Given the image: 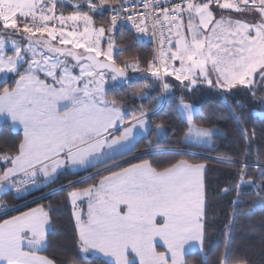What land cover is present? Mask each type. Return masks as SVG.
Wrapping results in <instances>:
<instances>
[{
	"label": "snow or ice",
	"instance_id": "snow-or-ice-1",
	"mask_svg": "<svg viewBox=\"0 0 264 264\" xmlns=\"http://www.w3.org/2000/svg\"><path fill=\"white\" fill-rule=\"evenodd\" d=\"M198 93L224 99L223 124ZM255 107L264 0H0V264H208L207 159L230 169L216 264H254L255 248L264 264ZM229 133L233 151L192 159ZM57 194L71 239L49 255ZM256 212L233 259L237 223Z\"/></svg>",
	"mask_w": 264,
	"mask_h": 264
},
{
	"label": "trees",
	"instance_id": "trees-1",
	"mask_svg": "<svg viewBox=\"0 0 264 264\" xmlns=\"http://www.w3.org/2000/svg\"><path fill=\"white\" fill-rule=\"evenodd\" d=\"M154 95V94H153ZM194 101L202 102L205 107L209 105L213 108L217 109V116L214 118H220L221 124L227 118V108L225 106L224 99L218 97L215 93L210 95L201 96V94H197L192 97ZM147 103V101H145ZM221 114L223 116L221 117ZM261 116H260V115ZM245 115L250 120L251 124H255L257 130L259 131L261 125L260 121L264 119V110H261L258 107L252 108L249 112H246ZM233 136L229 133V140L225 145H222L221 152H211V153H198L205 156L216 157L220 155L224 148L227 147L228 151H233ZM151 159H154L158 163H164L170 157L163 154H154ZM192 159L201 160V157L193 156ZM207 172H206V184H207V213H208V253L207 260L208 264H216L217 253L222 247V234L225 231L226 224L228 222L229 214L231 213V197L224 196L221 197L219 195V189L224 186V181L228 179V176L225 175L227 171L230 169L226 168L224 165L216 163L212 159H207ZM81 175H87L86 173H82ZM69 177L61 176L58 181L57 186L60 183H66ZM62 194H57L56 196H49L48 200L57 201V206L53 210V216L58 220V223L53 226V234L51 236L52 244L49 247L48 253L49 255L53 254V251L56 249L57 245L63 246L67 248L71 239V221H70V213L71 207L64 206L59 203L61 200ZM48 200L38 201L39 203H48ZM30 206L34 207L36 204H31ZM25 210V209H21ZM262 216L259 212L254 213L251 217H242L241 219L244 221L243 229L241 228L240 223H237L236 230L234 232L235 236V248H234V256L233 259L241 258L242 255L249 250V246L252 243L247 239L249 235L253 233L250 232V229L253 225L259 226V221ZM251 220V224L248 221ZM251 258L254 261V264H260L261 257L259 256V248H255L251 250ZM56 258L58 260L64 259L63 255H57ZM100 259L101 258H96Z\"/></svg>",
	"mask_w": 264,
	"mask_h": 264
},
{
	"label": "water",
	"instance_id": "water-1",
	"mask_svg": "<svg viewBox=\"0 0 264 264\" xmlns=\"http://www.w3.org/2000/svg\"><path fill=\"white\" fill-rule=\"evenodd\" d=\"M197 157H208V156H205V155H201V154H198L196 155ZM213 160V159H212Z\"/></svg>",
	"mask_w": 264,
	"mask_h": 264
},
{
	"label": "rangeland",
	"instance_id": "rangeland-1",
	"mask_svg": "<svg viewBox=\"0 0 264 264\" xmlns=\"http://www.w3.org/2000/svg\"><path fill=\"white\" fill-rule=\"evenodd\" d=\"M260 115V114H259ZM261 116V115H260ZM102 259V258H101Z\"/></svg>",
	"mask_w": 264,
	"mask_h": 264
},
{
	"label": "crops",
	"instance_id": "crops-1",
	"mask_svg": "<svg viewBox=\"0 0 264 264\" xmlns=\"http://www.w3.org/2000/svg\"><path fill=\"white\" fill-rule=\"evenodd\" d=\"M35 207V206H34ZM26 210V209H25Z\"/></svg>",
	"mask_w": 264,
	"mask_h": 264
}]
</instances>
